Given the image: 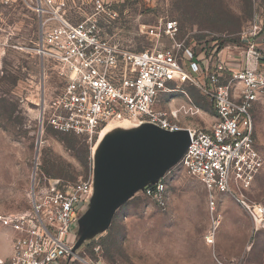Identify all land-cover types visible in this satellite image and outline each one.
<instances>
[{"label":"rangeland","instance_id":"374dc122","mask_svg":"<svg viewBox=\"0 0 264 264\" xmlns=\"http://www.w3.org/2000/svg\"><path fill=\"white\" fill-rule=\"evenodd\" d=\"M66 1L73 21L92 13L91 0ZM38 4L0 0V214L34 213L35 200L54 195L51 183L63 192L80 180L93 183L103 154L106 134L89 138L57 131L46 122L41 126L44 104L60 94L64 78L38 53L43 31ZM262 4L264 0H124L114 6L118 15L107 33L131 50L182 42L183 51L196 58L226 60L241 51L236 49L242 46L240 34ZM170 19L179 23L174 38L160 29ZM186 93L202 110L193 116L182 113V122L210 128L213 103L197 86L181 85L164 96L162 108L190 104ZM255 120L264 154V94L256 102ZM108 126L109 133L136 128L127 121ZM167 187L171 200L166 208L138 191L117 208L103 235L83 240L75 248L77 256L60 264H264V226H257L234 197L220 195L213 211L205 185L180 166L168 174ZM250 199L264 205V168ZM111 215L107 211L104 218ZM16 236L0 222V264H8Z\"/></svg>","mask_w":264,"mask_h":264},{"label":"built area","instance_id":"2783aa9c","mask_svg":"<svg viewBox=\"0 0 264 264\" xmlns=\"http://www.w3.org/2000/svg\"><path fill=\"white\" fill-rule=\"evenodd\" d=\"M91 1L92 13L73 21L66 0H39L43 31L37 50L64 78L60 94L44 104L42 128L46 122L57 131L89 138L112 121L151 123L173 132L188 129L190 144L174 167L202 181L213 211L220 195L232 196L257 226H264V205L250 199L264 168L255 120L256 102L264 94V4L241 32L240 58H232V65L221 58H196L183 51L182 42L144 50L125 48L107 33L118 15L114 6L124 0ZM160 29L174 38L179 23L170 19ZM185 83L197 86L212 101L215 121L210 128L182 122V113L193 116L202 110L187 93L190 104L162 108L164 96ZM172 169L140 190L161 208L171 200L167 177ZM91 190L89 180L64 192L56 182L49 188L54 195L34 201V213L0 214V222L17 233L8 264H60L69 256L75 258L69 234L77 208Z\"/></svg>","mask_w":264,"mask_h":264},{"label":"water","instance_id":"95a60500","mask_svg":"<svg viewBox=\"0 0 264 264\" xmlns=\"http://www.w3.org/2000/svg\"><path fill=\"white\" fill-rule=\"evenodd\" d=\"M189 144L188 129L173 132L151 123L107 134L95 178L94 205L84 217L87 230L73 252L90 231L98 230L106 221L110 226L117 208L130 196L176 166ZM110 210L112 215L104 218Z\"/></svg>","mask_w":264,"mask_h":264},{"label":"crops","instance_id":"0c3cea01","mask_svg":"<svg viewBox=\"0 0 264 264\" xmlns=\"http://www.w3.org/2000/svg\"><path fill=\"white\" fill-rule=\"evenodd\" d=\"M236 49H240L236 46ZM224 51V50H223ZM222 51V52H223ZM241 51L238 50V51H235L233 53H231L229 55V58L226 59L227 63L228 64H235V62L232 60V58H240L239 56V53ZM234 55V56H233ZM222 59V58H221ZM223 61H225V59H222ZM225 61V62H226ZM230 68H234V67H231ZM110 126V125H109ZM109 126H107L103 132H102V136H105L101 139L103 140L107 134H109L108 129H109ZM117 131V130H115ZM107 132V133H106ZM111 132V131H110ZM53 185H55V183H51ZM95 194H96V190H95V181L92 183V190H91V193L87 196L86 200L77 208L80 209L79 212L77 213V220L75 221L74 223V226H73V230L71 231V233L69 234V239L71 242H73L74 246L76 245V243L78 242L79 238L82 237L86 230H87V225L86 223L84 222V217L87 216L92 208H93V205H94V198H95ZM109 227V221H106L101 228H99L98 230H94V231H90V233L87 235L86 239L88 241L92 240V239H95L97 236H101L105 233V231L108 229Z\"/></svg>","mask_w":264,"mask_h":264},{"label":"trees","instance_id":"16d2710c","mask_svg":"<svg viewBox=\"0 0 264 264\" xmlns=\"http://www.w3.org/2000/svg\"><path fill=\"white\" fill-rule=\"evenodd\" d=\"M223 47H224V45H223V46H220V47H219V50H222V49H223Z\"/></svg>","mask_w":264,"mask_h":264},{"label":"bare ground","instance_id":"6f19581e","mask_svg":"<svg viewBox=\"0 0 264 264\" xmlns=\"http://www.w3.org/2000/svg\"><path fill=\"white\" fill-rule=\"evenodd\" d=\"M105 129V128H104ZM103 132V131H102ZM102 132H101V135H102Z\"/></svg>","mask_w":264,"mask_h":264}]
</instances>
